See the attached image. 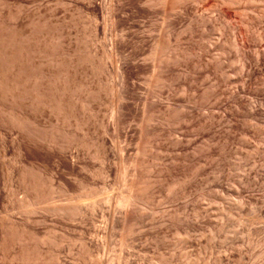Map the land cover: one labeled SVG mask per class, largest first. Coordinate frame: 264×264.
<instances>
[{"label": "rangeland", "instance_id": "374dc122", "mask_svg": "<svg viewBox=\"0 0 264 264\" xmlns=\"http://www.w3.org/2000/svg\"><path fill=\"white\" fill-rule=\"evenodd\" d=\"M147 1L0 0L69 71L62 109L51 73L38 107L0 97V264H264V0Z\"/></svg>", "mask_w": 264, "mask_h": 264}, {"label": "bare ground", "instance_id": "6f19581e", "mask_svg": "<svg viewBox=\"0 0 264 264\" xmlns=\"http://www.w3.org/2000/svg\"><path fill=\"white\" fill-rule=\"evenodd\" d=\"M151 2V6H156L157 4H160L164 10H167L166 7L169 5L171 6V9L174 10L177 8V4L180 3V0H161L159 1L157 4L153 3L152 0L147 1V3L150 4ZM153 3V4H152ZM210 3V2H209ZM213 3V2H212ZM216 3V2H215ZM126 4V3H125ZM135 5V4H134ZM184 5V4H183ZM203 5V4H202ZM209 6V5H208ZM212 6V5H211ZM87 7V6H86ZM238 8V7H237ZM215 10V9H214ZM221 10V9H220ZM230 11V10H229ZM6 12V11H5ZM166 13V11H165ZM173 13V12H172ZM175 13V12H174ZM184 13V12H183ZM4 14V13H3ZM177 14V12H176ZM207 14V13H206ZM244 14V13H243ZM34 12L29 13V23L32 25L31 29H30V33L28 34V36L26 38H23L24 35V22H23V17L20 15V11L16 12L14 14V18L15 21L13 23V25L10 27V29L5 28L3 26L0 27V97L1 98H8V99H12V100H17L23 96L26 95H30L32 100H34V105H36L38 107L39 104H41L45 98V96L48 94V89H46V87L48 88V80H46V76L48 74L51 73L54 74L52 77V84L51 89L54 91V106L57 109H62L64 104H65V99L63 97L64 92L67 90L68 88V82H69V71L66 68H63L64 63L63 62H59V68L57 69H46V70H42L41 72H39V70L37 69V63L36 62V57H37V52H38V46L37 43L34 41L35 37L33 35V30H34V25L35 24V17H34ZM241 15V14H240ZM50 16V15H49ZM174 16V14H173ZM172 16V17H173ZM243 16V15H242ZM176 17V16H175ZM174 17V18H175ZM233 17V16H232ZM142 18V17H141ZM176 19V18H175ZM222 23V22H221ZM5 24V23H4ZM26 25V24H25ZM77 25V24H76ZM122 25V24H121ZM234 25V24H233ZM119 28V27H118ZM206 29V28H205ZM29 30V28L27 29ZM115 33V32H114ZM241 33V32H240ZM244 33V32H242ZM56 34V33H55ZM171 34H169L170 37ZM36 36V35H35ZM178 38L179 35L177 34ZM114 37V36H113ZM168 37V36H167ZM168 37V38H169ZM238 38V37H237ZM236 38V39H237ZM170 39V38H169ZM168 39V40H169ZM165 40V39H164ZM167 40V41H168ZM178 40V39H177ZM203 40V39H202ZM46 41V40H45ZM158 42V41H157ZM160 42V41H159ZM176 42V40H175ZM116 43V41L114 42ZM167 43V42H166ZM169 43V42H168ZM171 43V42H170ZM169 43V44H170ZM177 43V42H176ZM244 44L241 41L240 46ZM116 45V44H115ZM118 45V44H117ZM162 44L159 43V45L156 48V50H158L160 48ZM175 45V43H174ZM43 46V45H41ZM114 46V45H113ZM177 46V45H176ZM175 46V47H176ZM233 46H235L236 48H240L239 47V42L234 41L233 42ZM243 46V45H242ZM116 47V46H114ZM244 47V46H243ZM177 48V47H176ZM175 48V49H176ZM247 48V47H246ZM41 49V48H40ZM117 49V48H116ZM115 49V50H116ZM242 49V48H241ZM80 50V49H79ZM114 50V51H115ZM69 51V50H68ZM243 51V50H242ZM107 52V51H106ZM115 53V52H114ZM117 53V52H116ZM243 53V52H242ZM175 54V53H174ZM171 55L170 57L173 59L174 63L175 62L178 63L177 60H179V53L175 54V55ZM246 54V52H245ZM245 54H241V55H245ZM98 55V54H97ZM114 55V54H113ZM119 55V54H118ZM240 55V56H241ZM88 57V56H87ZM115 58V57H114ZM122 58V57H121ZM69 59V58H68ZM116 60V59H115ZM49 61V60H48ZM55 61V60H54ZM69 61V60H68ZM119 61V60H118ZM208 61V60H207ZM73 62V61H72ZM234 63V62H233ZM39 64V63H38ZM247 65V64H246ZM262 65V64H261ZM160 66V65H159ZM168 66V65H167ZM177 66V65H175ZM163 67V66H162ZM43 69V68H42ZM83 69V68H82ZM122 69V68H121ZM171 70L176 69L173 66L170 67ZM71 70V69H70ZM246 70V69H245ZM126 71V70H125ZM125 74V73H124ZM49 78V76H48ZM128 73L126 75H123V81L121 84V88H120V98L122 100H125L126 98H129L132 96V92H131V87L128 83ZM248 83L247 79H244L242 81V87L241 90L244 92L246 89V85ZM71 84V83H70ZM45 86V87H44ZM73 86V85H72ZM105 89V88H104ZM119 96V95H118ZM250 96V95H249ZM70 100V99H69ZM110 100V99H109ZM181 100V99H180ZM237 100L238 97H237ZM20 101V100H19ZM49 101V100H48ZM144 103L150 105V109H153V107L155 105H158L157 102H150L148 99V96L144 98ZM70 102V101H69ZM120 102V101H119ZM263 103V102H262ZM29 104V103H28ZM116 104V103H115ZM238 104H243V100L240 99ZM26 105V104H25ZM2 106V105H1ZM146 106V105H145ZM5 107V106H4ZM19 107V106H18ZM43 107V106H42ZM124 107V106H123ZM121 105L117 108V113L121 112ZM148 107V106H147ZM157 107V106H156ZM254 108L255 105L251 104V108ZM3 109V108H2ZM10 110V109H9ZM21 110V109H20ZM49 110V109H47ZM186 110V109H185ZM251 110V109H250ZM29 111V110H28ZM48 112V111H47ZM46 112V113H47ZM116 112V111H115ZM16 113V112H15ZM37 113V112H36ZM44 115L45 111L43 112ZM122 113V112H121ZM254 113V112H253ZM59 114V113H58ZM77 114V113H76ZM15 115V114H14ZM43 115V116H44ZM191 115V114H189ZM49 116V115H48ZM121 116V114L119 115ZM13 117V116H12ZM194 117V116H193ZM38 116L36 114H29L26 116H20L18 115V117H16L17 121L21 122H25L27 120L30 119H36L37 120ZM43 118V117H42ZM49 118V117H47ZM59 118V117H58ZM63 118V117H62ZM117 118V117H115ZM189 118V117H188ZM119 119V117H118ZM42 120V119H41ZM40 120V121H41ZM55 120V119H54ZM189 120V119H188ZM193 120V119H192ZM191 120V121H192ZM52 121V120H51ZM56 121V120H55ZM38 122V121H37ZM44 122V121H43ZM42 123V122H40ZM189 123H191L189 121ZM16 124V123H15ZM43 124V123H42ZM41 125V124H40ZM94 125V124H93ZM11 126V125H10ZM17 126V125H16ZM236 128V127H235ZM19 133V132H18ZM5 134V133H4ZM170 134V133H169ZM21 135V134H20ZM171 135V134H170ZM26 137V136H25ZM174 137V136H173ZM20 138V137H19ZM178 138V137H177ZM101 140V139H100ZM177 141L180 139H176ZM32 141V140H31ZM30 141V142H31ZM173 141V139H172ZM176 141V143H177ZM192 141V140H191ZM7 142H9L7 140ZM49 142L54 143V140H49ZM179 142V141H178ZM6 143V142H5ZM12 143V142H10ZM9 143V144H10ZM21 143V142H20ZM38 143V142H37ZM27 144H29L27 142ZM179 144H181L179 142ZM4 145V144H3ZM16 145V143H15ZM6 146V144L4 145ZM25 146V144H24ZM31 146V145H30ZM40 146V145H39ZM18 147V146H17ZM16 147V148H17ZM20 152L22 154V151H26V148H30V147H26L24 150L23 149V145L20 144ZM37 147V146H36ZM178 147V146H176ZM11 148V147H10ZM42 148V147H41ZM3 149V148H2ZM8 149V148H5ZM33 149V147H32ZM177 149V148H175ZM184 149V148H183ZM28 150V149H27ZM31 150V149H29ZM181 151V150H180ZM2 152V151H1ZM4 152V151H3ZM8 152V151H7ZM33 152V151H32ZM35 152V151H34ZM33 152V153H34ZM6 152H4L5 154ZM17 153V152H16ZM26 153V152H25ZM28 153V152H27ZM38 153V152H37ZM62 154V153H61ZM3 155V154H1ZM17 155V154H16ZM19 155V154H18ZM39 155V154H38ZM64 155V154H63ZM62 155V156H63ZM60 156V155H59ZM65 156V155H64ZM106 156V155H105ZM25 157V156H24ZM26 158V157H25ZM61 158V157H60ZM80 158V157H79ZM2 159V158H1ZM63 159V158H62ZM176 159V158H174ZM25 160V159H24ZM64 161V160H63ZM1 162V160H0ZM60 162V160H59ZM163 163V162H162ZM5 164V163H4ZM60 163H58L59 165ZM1 165V164H0ZM3 166V165H1ZM0 166V167H1ZM22 166V165H21ZM6 167V166H5ZM23 167V166H22ZM66 167V164H65ZM4 170V167H2ZM16 169V168H15ZM1 170V169H0ZM2 171V170H1ZM0 171V172H1ZM17 171V170H15ZM25 171V170H24ZM22 172V171H21ZM135 172V171H134ZM1 174V173H0ZM124 174V173H123ZM133 174V173H132ZM134 175V174H133ZM132 175V176H133ZM3 176V175H2ZM7 176V175H6ZM1 178V176H0ZM14 178V177H13ZM29 179V178H28ZM131 180V179H129ZM132 181V180H131ZM138 182V180H137ZM1 183V182H0ZM1 185V184H0ZM15 185V184H14ZM13 185V186H14ZM40 183L36 182L35 183V187H39ZM136 185V184H135ZM137 187V186H136ZM134 190V189H133ZM128 192V191H127ZM10 193V192H9ZM133 193V192H132ZM129 194V193H128ZM137 194V193H136ZM135 194V195H136ZM111 198V196H110ZM25 199V198H24ZM78 199V198H76ZM109 199V198H107ZM116 200V198L114 199ZM112 201V200H111ZM47 202L45 199V194L43 192H41L38 189V194L36 196V200L33 201H26V205L28 207H35L37 206L39 203H45ZM70 202V201H69ZM118 203V201H117ZM50 204V203H49ZM125 206H130V205H134V199L132 196L127 197L124 199V203ZM83 209V207H82ZM121 210V209H120ZM123 212H125V210H123ZM126 213V212H125ZM125 215V214H124ZM123 217V216H122ZM113 218V216H112ZM131 219V218H130ZM125 220V219H124ZM125 222V221H124ZM1 225V224H0ZM11 225V224H10ZM13 225V224H12ZM17 226V225H16ZM21 226H24L21 225ZM32 228V227H31ZM11 229V228H10ZM18 229V228H17ZM12 234L14 235V237L18 238V239H23V237H25V235L23 234L24 232H21L19 230H12ZM24 235V236H23ZM30 235V234H29ZM29 238V237H28ZM193 239V238H192ZM18 241V240H17ZM24 246V245H23ZM25 249V248H23ZM20 252V251H19ZM18 255V253H17ZM13 257V256H12ZM24 258L27 261H33V262H39V264H46L45 262L41 261V258L39 256H24ZM16 263V262H15Z\"/></svg>", "mask_w": 264, "mask_h": 264}]
</instances>
